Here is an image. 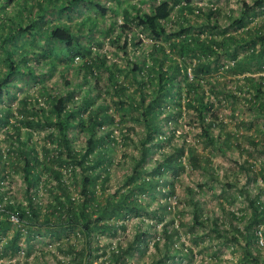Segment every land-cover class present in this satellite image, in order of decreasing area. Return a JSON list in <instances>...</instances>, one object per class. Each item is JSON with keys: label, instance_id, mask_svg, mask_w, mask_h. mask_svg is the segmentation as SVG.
I'll list each match as a JSON object with an SVG mask.
<instances>
[{"label": "trees", "instance_id": "1", "mask_svg": "<svg viewBox=\"0 0 264 264\" xmlns=\"http://www.w3.org/2000/svg\"><path fill=\"white\" fill-rule=\"evenodd\" d=\"M80 1L83 0H47L43 4L36 0L35 10H28L30 18L26 23L22 24L18 18L15 24L10 21L12 27L9 24L6 32L0 34V65L4 70V75L0 74V97L2 88L6 94L9 93L7 82L11 76L22 72L32 75L28 65L29 47L21 46L19 41L27 36L31 45H38L35 38L39 36L46 44H53L49 54L60 61H71L74 56L83 57L80 70L84 79H92L93 88L96 87V76L92 71L94 66L108 71L109 88L115 97L118 119L115 121L114 113L107 109L105 99L95 105L97 96L86 94L80 99H73L71 90L63 94L43 91L44 104L36 98L23 96L15 109L0 106V129L8 142L5 151L0 148V258L16 259L20 251L28 256L31 253L29 240L45 237L62 256L69 257L67 261L56 259V264H135L130 260L145 252L147 238L152 231L158 235L152 243L157 255L152 264H167L168 260L175 262L177 258L190 254L191 249L183 248L180 238L179 226L184 224L181 221L174 224L173 219L163 221V214L169 206L166 196L173 192L172 181L164 175L168 171L179 173L188 166L207 174L211 181H218V177L210 166L209 157L193 146L167 144V151L163 149L162 142H169L175 128H169L168 136L161 137V114L166 103L179 104L183 94L186 98L184 107L195 115L203 146L227 152L231 145L230 133L221 132L222 123L210 110L213 102L205 95L204 87L207 85L214 94L221 92L222 86L212 74L225 66L224 72L240 75L244 85L251 88L248 110L264 123V81L257 80L264 77L245 75L252 67L261 69L264 62V19L248 26L257 12L264 13V0H253L250 5L242 0L236 16L226 15L228 25L216 22L219 8H206L191 0H158L156 3L151 0L145 10L124 8V21L119 32L130 29L131 25L154 40L149 49V60L145 56L138 62L134 61L128 71L123 72L131 76L130 81L118 80L119 71H112V64L105 65V57L92 55L89 48L82 46L70 25L48 24L46 13L70 14ZM86 2L92 4L99 14L105 13L106 8L99 2ZM174 8L176 29L168 30ZM191 15L202 18L196 21ZM92 20L94 22L95 19ZM128 21L130 25H126ZM229 30L239 31L231 34ZM127 44L124 39L121 49L125 50ZM137 45L138 42H133L134 47ZM19 47L22 50L17 52ZM222 58L231 66H222ZM131 87L133 90L129 92ZM149 88H152L151 92ZM229 97L235 96L231 94ZM174 113L166 112L165 122ZM127 120L142 125L143 130L134 132V138L127 130L125 134H120L134 148L135 154L130 155L129 173L111 190L107 184V165L110 164L107 153L117 141L113 133L115 126L123 124L127 127L124 124ZM214 128L220 130L214 134ZM35 130L43 131L44 143L39 148L36 141L31 140ZM72 130L84 138L78 149L73 145ZM241 137L248 143L245 147L248 149H243L247 150L248 156L253 151L264 152L263 131H257L255 136ZM157 150L158 157L147 165L148 156ZM184 155L186 165L182 163ZM235 162L244 175L243 184L239 185L238 173H232L234 178L229 180L224 168L225 183L222 185L230 184L236 189L243 199L245 211L236 216L234 211L227 210V226L213 223L215 219L210 222L200 215V191L186 187V204L190 208V224L186 225V230L196 244L195 240L200 239V235L195 233V229L208 227V231L216 237L239 246L237 264H264V255L258 249L259 243H264L259 240L264 239V202L259 193H251L248 187L257 175L264 178V169L255 171L247 157ZM13 174H19L23 182L24 196L20 200L9 195L4 188V182ZM167 184L168 192H161V187ZM40 189L42 194L46 191L49 197L45 203L38 197ZM155 193H160L165 200L157 203L155 210H148L149 202L141 203L139 196L154 198ZM149 212L157 213L154 216L160 223L159 231L155 230V224L143 220V215L147 216ZM131 215L139 218L140 225L136 226L130 240L124 244L116 242L113 246L110 240L104 244L98 241L99 235L113 237L117 229L124 228V220ZM11 216L15 221L10 219ZM6 232L9 233L7 238ZM22 242L24 247L19 246ZM12 264L27 262L17 260Z\"/></svg>", "mask_w": 264, "mask_h": 264}, {"label": "rangeland", "instance_id": "2", "mask_svg": "<svg viewBox=\"0 0 264 264\" xmlns=\"http://www.w3.org/2000/svg\"><path fill=\"white\" fill-rule=\"evenodd\" d=\"M34 1L36 0H0V34H4L9 27V24L13 22L15 24L16 19L20 22L26 23L30 18L28 15V10H35ZM42 1L43 4L47 0ZM83 0L77 3V7L70 14H49L46 13L45 18L48 24H68L70 25L72 31L77 36V41L84 46L89 48L92 55H99L100 57H105V65L108 67L111 64L110 69L113 71H119L117 74L118 80L130 81L131 76L129 74L125 75V71L131 67V63L142 60L146 58L149 60L148 55L151 44L154 40L145 34V32L139 31L137 27L130 25V29L119 32L120 24L124 21L122 17V10L126 7H136L141 9H148L149 2L151 0H94L99 2L106 8L104 14H99L92 4ZM158 0H154L156 3ZM194 4L203 7H217L220 13L216 17V22L220 25H228L229 20L226 15L236 16L239 13L240 2L242 0H191ZM249 5L253 0H245ZM4 4V6H1ZM262 9V8H260ZM259 9V10H260ZM133 13V11H132ZM175 8L172 11V17L167 25L168 30H175L174 20H175ZM19 15V16H17ZM174 16V17H173ZM192 19L196 21L201 20L202 16L191 15ZM92 19H95L94 22ZM264 19V13L257 12L255 16L252 17L251 22L248 26L256 24ZM11 21V22H10ZM111 26H108V25ZM3 25V26H2ZM12 27V24H11ZM106 29L108 32L106 33ZM239 30H229L231 34L237 33ZM106 33V34H105ZM38 45H31L29 37L20 38L21 46L29 47L27 48L29 52L28 65L31 66L32 75H25V73L14 74L11 76L10 80L7 82L8 94L5 93L4 88H2L0 106H10L15 109L18 104V100L27 96L28 99L36 98L39 103L42 102V97L45 96L43 91H48L49 93L63 94L64 92L71 90L73 91V99H80L81 97L87 95L97 96L95 105L102 102L105 99L107 104V109L114 113L115 121L118 119V112L115 108V97L112 96L111 90L109 88L110 81H108L107 70L103 68L95 67L93 68V74L96 76V87L93 88V81L90 77L84 79L82 76L81 63L84 58L74 56L71 61L65 62L60 61L53 54H49L53 44L45 43L43 38H35ZM126 39L128 41L125 50L121 49L122 41ZM138 42L136 47L133 46V42ZM58 45V43H56ZM45 50L43 52L42 50ZM22 47L17 49L20 52ZM42 51V52H41ZM41 55L38 56V54ZM221 65L231 66L230 62H225L222 58ZM225 68V66L223 67ZM219 69L217 72L212 74V77L222 86L221 92L216 94L212 93L208 86L205 85V95L211 99L213 102L210 110L216 115L217 120L222 123L221 132L230 133V147H228L227 152L221 153L216 149L205 147L202 143V138L198 135V129L196 124V118L193 111L184 107L185 96L181 95L179 99V104L177 103H166L161 114L162 119L160 120V126L162 133L161 137L168 136L169 128H175L174 134L169 142H162L163 149L167 151V144L170 146L185 144L193 146L196 151L202 155H207L210 159V166L214 169L217 174L218 181H211L207 178V174L202 173L200 170L190 169L185 166L184 169L179 173H172L168 171L164 177L172 181V193L167 194L166 201H168V208L163 214V221L174 220V224L181 221L184 225L181 229V240L183 241V248H190L191 253L186 256H181L182 258H177L175 262L168 260L167 264H237V258L239 257V246L231 241H223L221 238L215 236L213 232L208 231V227L205 229L196 228L195 233L200 235V239L194 241L190 238L188 230H186V225L190 224V208L186 204L187 192L186 187L197 189L200 192V215L203 219L208 218L210 222L212 219L216 221L213 223L228 225V220L225 217V212L228 210L234 211L235 215H239L245 211V206L243 199L239 197V193L230 184L222 185L224 182L223 169L226 168L229 174L228 179L232 180L234 176L232 175L238 173L240 184H243L244 175L240 172L235 161H241L245 157L248 158V162H251L253 169L258 171V168L264 169V152H251L248 156L247 147L248 143L242 139V135H256L257 131L264 132V123L259 116H255L254 112L248 110L251 101V88L245 86L244 82L241 81L240 75H231L227 71L224 72ZM119 69V70H118ZM226 69V68H225ZM4 73L3 68L0 65V74ZM4 75V74H2ZM245 75L264 77V62L261 65V69L251 68L250 73ZM126 76V77H124ZM258 81H264V78L257 79ZM51 90V91H49ZM133 87L129 90L131 92ZM152 88H149V92ZM234 95V98L229 97ZM176 99V97H175ZM177 100V99H176ZM175 111V115L169 117L165 122L166 112ZM180 114H176V112ZM174 117V118H172ZM124 124H119L115 126L113 131L116 137V143L113 148L107 153L108 160L110 164L108 167L109 180L107 182L111 190L117 185H119L123 180L124 176L129 173L130 170V155L135 154L134 148L123 138L120 134H125V130L129 135L134 138V132H139L143 130L142 125L135 124L133 121L127 120ZM128 127H132V130H128ZM220 128L213 129L214 134H216ZM73 136V145L75 148L82 146L84 138L82 135L71 131ZM43 131L35 130L31 135V140L36 141L37 148L43 144ZM8 146V142L5 139L4 133L0 129V148L5 151ZM161 151V150H160ZM159 151L153 152L148 156L147 165L152 164V161L158 157L157 153ZM183 165H186V156L182 157ZM231 173V174H230ZM19 174H13L5 182V189L8 190V194L14 195L18 200L23 198V182L18 177ZM205 182V184H202ZM199 185H202L199 188ZM248 187L251 189V193H259L261 200L264 202V178L257 175L255 181L248 183ZM167 186L161 187V192H168ZM73 194L75 193V188H72ZM43 190H39L38 197L42 203H45L49 199L47 192L44 194ZM165 198L160 193H155L154 198H149L147 195H140L139 201L141 203L148 204V210H155V205L159 202L164 201ZM160 212V211H159ZM157 213L143 215V220L149 224H155V230L159 231L160 223L154 216ZM130 215V214H129ZM211 224V223H210ZM140 225L139 218L137 216L131 215L124 220V228L117 229L116 234L111 237L108 235H99L98 241L102 244L111 241L112 246L116 242L124 244L126 241L130 240L136 226ZM151 230V229H149ZM9 233L6 232V238ZM157 234L152 232L148 235V248L141 256H135L130 261L135 264H152L157 258L155 248L152 243L157 239ZM261 242L264 241L263 238L259 239ZM70 241L73 238L70 237ZM4 242V240H1ZM161 244V242H160ZM28 245L31 248V253L28 256H24V253L20 251L16 259H10V257L0 258V264H12L17 260L20 262H27V264H56V259H63L67 261L69 259L68 255L62 256L54 247L53 243L47 241L45 237H35L30 239ZM20 247H24L25 243H19ZM258 248L260 252L264 255V243H259ZM185 252V249H183ZM97 264V263H94Z\"/></svg>", "mask_w": 264, "mask_h": 264}, {"label": "built area", "instance_id": "3", "mask_svg": "<svg viewBox=\"0 0 264 264\" xmlns=\"http://www.w3.org/2000/svg\"><path fill=\"white\" fill-rule=\"evenodd\" d=\"M10 219H11L12 221H15V218H14L13 216H11Z\"/></svg>", "mask_w": 264, "mask_h": 264}]
</instances>
